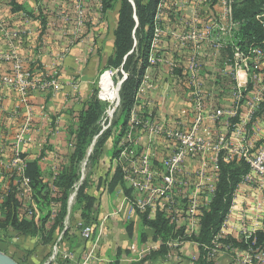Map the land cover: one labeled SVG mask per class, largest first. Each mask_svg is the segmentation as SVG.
<instances>
[{"label":"crops","instance_id":"obj_1","mask_svg":"<svg viewBox=\"0 0 264 264\" xmlns=\"http://www.w3.org/2000/svg\"><path fill=\"white\" fill-rule=\"evenodd\" d=\"M75 2L0 0V76L8 74L12 67L11 61L1 58L15 55L34 79L48 84L46 89L29 91L24 99L14 89L0 85V217L7 212L4 203L10 197L19 204L18 216L33 220L36 226L48 211L50 221L59 209L58 178L68 167L74 150L78 116L90 98L96 77L113 54L118 19V5L103 11L101 0H86L84 24L78 28ZM160 2L149 66L142 77L152 88L141 95L135 94L128 127L116 147L117 155H108L112 148L106 144L99 165L89 167L88 176L85 168L95 140L87 150L80 165L79 181L67 201L64 229L52 249L42 246L38 235L11 240L22 255L33 251L26 264H80L86 257L90 258L87 264L111 263L110 258L115 257L119 262L129 258L126 261L137 264L160 247H165L167 253L146 264H243L248 250L254 254L260 249L264 255V206L258 208L264 193L243 182L248 173L235 187L229 209L210 244L198 241L202 218L210 212L215 197L221 164L244 162L241 150L251 149L254 153L264 139V99L254 116L248 119L253 102L249 71L243 66L235 67L239 63L235 37L238 24L232 27L231 33L217 32L211 41L200 42L197 51V78L202 95L197 133L212 140L223 137L226 145L218 162L207 164L204 186L196 196L195 215L190 216L189 202L201 169L199 158H189L183 165L181 177L187 181V189L185 195L175 198L174 209L164 211L155 206L151 211L149 207L140 210L135 206L143 196L129 180H144L137 173L141 170V154L146 150L156 154L149 168L155 176L149 185L159 189L163 187L164 175L161 161L168 158L176 146L172 140L163 135H151L133 121L140 124L147 120L165 122L173 131H187L194 126L198 115L189 79L193 43L182 38L189 34L193 21L202 33L203 27L218 12L214 0L197 10L186 8L181 13L175 10L174 0ZM252 63L253 60L248 61L249 67ZM258 74L264 81L263 58ZM233 89L241 92L237 108ZM238 130L242 131L241 136H237ZM29 164L36 165L38 179L48 194L49 204L43 209L35 200L30 181L29 189L23 185V177L30 180L25 175ZM116 168L121 171L122 183L109 192L108 183ZM84 180L88 185L87 193L95 200L87 221L97 223L96 236L92 235L88 243H84L74 228L81 218L80 209L74 207L75 198ZM161 202L163 200L158 199V205ZM157 216L167 221L173 237L153 240V231L143 224V219L152 221ZM43 228L48 229V223ZM128 228H132L131 237ZM141 234L145 236L142 240ZM257 238H262L259 244ZM186 246L191 247L193 253L185 251ZM65 253L70 254L69 259L63 257ZM251 264H264V256L261 263Z\"/></svg>","mask_w":264,"mask_h":264},{"label":"trees","instance_id":"obj_2","mask_svg":"<svg viewBox=\"0 0 264 264\" xmlns=\"http://www.w3.org/2000/svg\"><path fill=\"white\" fill-rule=\"evenodd\" d=\"M134 7L129 3V0H101L102 10L113 8L118 5V19L114 30L113 54L107 61V67L121 66L124 61V67L128 65L134 58L132 31L136 30V35L141 33L137 41V55L132 64L131 71L126 80L121 86V111L124 115L123 123L117 135H114L109 128L101 135L100 130L96 128V123L104 110V106L98 101L95 96V91L91 98L86 101L77 120V128L74 133V150L71 154L68 167L61 173L58 178L57 187L61 193L59 200L60 206L57 214L49 221V211L45 217L40 218L39 226H36L33 220L18 216V202L13 198H7L4 205L7 212L0 217V244H8L16 237L33 238L38 235L41 245L50 247L58 239V235L64 229V222L67 214V201L69 195L73 191V187L78 183L80 175V164L85 159L87 150L90 144L94 141L95 136L98 139L95 141L93 151L88 158V162H97L98 158L103 153L105 145L110 140L112 143V153L114 157L117 155L116 147L123 135L124 129L127 126L128 119L131 115V110L134 104L136 89L142 81L143 74L148 68L149 53L154 32V16L160 0H132ZM232 19L239 25L236 33V47L243 54H249L252 50H258L264 54V0H232ZM134 14L137 17L133 19ZM103 107V108H102ZM264 109V103L262 105ZM112 138V139H111ZM94 162V163H95ZM249 171L248 166L244 162L221 164L219 180L215 192V197L211 205V210L202 218V226L198 241L201 244L209 245L210 241L217 234L219 226L225 217L226 211L229 209L232 194L235 187L240 182L243 176ZM29 177L30 185L35 194V200L38 206L43 209V206H48V194L44 191V186L39 181V171L35 164H29L26 173ZM122 183V174L119 168H116L114 174L108 183V191L112 192ZM87 181L81 184L77 190L75 198V206L81 211V218L88 222L95 200L87 193ZM44 191V194H43ZM48 223V229H44L43 225ZM89 223V222H88ZM143 224L153 231V240L158 238L166 240L168 237H173L170 234V228L167 221L162 217H156L154 220L143 219ZM128 236H132V228H128ZM12 233V235L10 234ZM144 239L145 236L141 234ZM256 243L259 244L262 240L257 238ZM1 250V249H0ZM2 251V250H1ZM203 251L201 247V252ZM5 254V251H3ZM33 251H26L18 260L13 258L18 264H26L27 257ZM167 253L165 247H160L156 251L145 257L137 264H146L152 262L157 257H162ZM201 263V262H199ZM202 264V263H201Z\"/></svg>","mask_w":264,"mask_h":264},{"label":"built area","instance_id":"obj_3","mask_svg":"<svg viewBox=\"0 0 264 264\" xmlns=\"http://www.w3.org/2000/svg\"><path fill=\"white\" fill-rule=\"evenodd\" d=\"M213 0H174L175 10L180 12L186 8H192L197 10L202 6L211 4ZM218 6V12L216 16L211 18L210 22L203 27V32H198L196 21L192 22V27L189 34L182 38L183 41L189 40L193 43V55L191 57L189 65V79L190 85L193 89V95L196 100V111L198 117L195 120L194 126L187 130H172L168 129L165 122H154L147 120L144 123L133 121V124H138L151 135H163L167 139L175 142V151L166 159L161 161L164 175L162 176L163 187L159 189L152 188V178L155 176L154 173L150 172V164L156 159V154L150 150H146L141 154L140 164L141 170L137 171L139 175L144 178L143 182L129 180L135 191L143 196L142 200L135 203V206L140 210H145L149 207L151 211L155 210V206L160 207L161 210L174 209L176 207L175 198L177 196L185 195V189H187V181L181 177L184 174L183 165L189 158H199L201 160L200 173L196 175L197 184L195 185L194 192L191 193V201L189 202L190 216H194L197 204L196 196L200 188H202L203 181L205 179L204 172L207 168V164H216L218 162L221 151L225 149L226 142L223 137H218L215 140L204 137L197 133V126L200 123V112L201 107V86L198 82V64H197V51L199 49L200 42L211 41L214 34L220 32L222 34L231 33V29L237 23L232 19V0H214ZM161 0L160 3H163ZM85 3L86 0H76L74 5V15L77 27L83 26L85 18ZM162 4L157 6V10L154 16V23L158 19L160 14V8ZM227 22L228 24H225ZM227 27V29H226ZM235 29V27H234ZM157 33V32H156ZM236 57L239 59V63L235 65L236 68L243 66L249 73V80L252 94V104L248 111V119L256 113L258 105L264 99V81H262L260 74H258L260 67V60L264 59V54L258 50H252L249 54H243L239 50ZM1 59L5 61H11L12 67L8 74L0 76V85L9 87L17 91L22 98H26L29 91L32 90H43L48 87V84L34 79L32 74L24 69L23 63L14 56H4ZM253 60L251 67L248 65V61ZM251 71V72H250ZM50 85V84H49ZM152 88L146 82L142 81L136 89L137 95H141L146 89ZM233 97L236 102L235 107L241 101V92L238 89H233ZM242 131H237V136H241ZM127 139H130L128 135ZM251 149H242L240 155L242 160L249 168L248 174L243 178V182L249 183L251 187L256 189L258 192L264 193V139L262 144L256 148L255 152L252 153ZM23 179V185L29 189V180L25 177ZM210 181V180H207ZM211 190V185L209 186ZM264 196V195H263ZM260 199L258 208L264 206V197ZM161 197V198H160ZM145 198V199H144ZM158 199L163 200L159 205ZM77 230H79L80 237L86 241H92L93 228L90 223L83 220H79L76 224ZM92 251V250H91ZM213 253V252H212ZM248 255L245 257L243 264H251L252 262L261 263L263 259V253L261 250L256 249L253 254L251 250H248ZM65 259H69L70 254L65 253L63 256ZM88 257L85 258L80 264H87Z\"/></svg>","mask_w":264,"mask_h":264},{"label":"rangeland","instance_id":"obj_4","mask_svg":"<svg viewBox=\"0 0 264 264\" xmlns=\"http://www.w3.org/2000/svg\"><path fill=\"white\" fill-rule=\"evenodd\" d=\"M129 3L134 7V3L132 0H129ZM134 12H135V10L133 9L132 17L136 21V24H137V17L134 14ZM140 36H141V33H138V35H136V30L133 29V31H132L133 50H131L129 52V55L134 51V53H133L134 59H135V56L137 55V48H138L137 47L138 46L137 41L140 38ZM228 44H231V43L228 42ZM134 59L131 62H129L126 67H124L125 63L123 61L121 66H118L116 68L114 66H112V67H107L105 69H102L100 71V73L98 74V76L96 77L94 86L92 88V92L90 94V98H91V95L95 91L96 98L98 99V101H100L102 106H104V110L100 116V119L97 121V123L95 125L96 128L98 130H100V132L104 128H109V130H111V132L113 134V139L115 138L114 135H117L119 133L121 125L123 123V118H124V115L122 114V111H121V86L131 71ZM103 77H104V79H103ZM102 86L104 87V89ZM115 92H116V98H115ZM127 124H128V122H127ZM76 127H77V125H75V128ZM98 138L99 137L97 135V136H95V138L93 140L96 141ZM107 144L110 148H112V143L110 140ZM90 146H91V144H90ZM110 154L111 153L109 152L108 155H110ZM100 161H101L100 158H98L97 162L93 161V162H90L89 165H87V167L85 168L86 176H88L89 167L93 168V167H95L94 165H99ZM83 174H84V172H83ZM90 225L93 228V234L92 235H94V237H95L96 236L95 232H96L97 223L92 222V224H90ZM74 228L76 229V231L79 234V230H77L76 225L74 226ZM84 243H88V242L84 241ZM0 249L2 251H5L9 255L13 256L17 260L23 256L21 254V252L18 250V248L14 246L13 243H8V244H4V245L0 244ZM192 250L193 249L191 247H188V246L185 247V251H188V252L191 251L193 253ZM175 251L178 252V250H175ZM89 259L90 258H88V260ZM127 259H129V258H127ZM127 259L125 258L123 262H119L118 257H115L113 259L110 258V260H113V261L111 263H106V264H131V261H126Z\"/></svg>","mask_w":264,"mask_h":264},{"label":"water","instance_id":"obj_5","mask_svg":"<svg viewBox=\"0 0 264 264\" xmlns=\"http://www.w3.org/2000/svg\"><path fill=\"white\" fill-rule=\"evenodd\" d=\"M0 264H18V263L10 256L0 252Z\"/></svg>","mask_w":264,"mask_h":264},{"label":"bare ground","instance_id":"obj_6","mask_svg":"<svg viewBox=\"0 0 264 264\" xmlns=\"http://www.w3.org/2000/svg\"><path fill=\"white\" fill-rule=\"evenodd\" d=\"M115 98H116V92H115ZM118 105V104H117ZM83 168V167H82ZM84 170V169H83ZM86 171V170H85ZM71 199V198H70Z\"/></svg>","mask_w":264,"mask_h":264}]
</instances>
